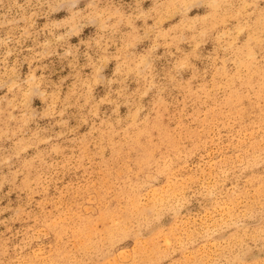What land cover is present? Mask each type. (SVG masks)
Returning <instances> with one entry per match:
<instances>
[{"label": "rangeland", "instance_id": "374dc122", "mask_svg": "<svg viewBox=\"0 0 264 264\" xmlns=\"http://www.w3.org/2000/svg\"><path fill=\"white\" fill-rule=\"evenodd\" d=\"M0 264H264V0H0Z\"/></svg>", "mask_w": 264, "mask_h": 264}]
</instances>
